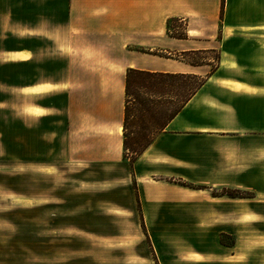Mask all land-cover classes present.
Returning <instances> with one entry per match:
<instances>
[{
	"label": "crops",
	"instance_id": "obj_1",
	"mask_svg": "<svg viewBox=\"0 0 264 264\" xmlns=\"http://www.w3.org/2000/svg\"><path fill=\"white\" fill-rule=\"evenodd\" d=\"M172 19L185 38L169 33ZM211 49L212 73L177 57ZM128 69L206 77L133 169L123 158ZM17 155L122 164L134 195L116 210L148 244L144 221L155 256L148 244L141 259L233 264L236 242L220 237L240 227L225 221L264 220V0H0V158Z\"/></svg>",
	"mask_w": 264,
	"mask_h": 264
},
{
	"label": "rangeland",
	"instance_id": "obj_2",
	"mask_svg": "<svg viewBox=\"0 0 264 264\" xmlns=\"http://www.w3.org/2000/svg\"><path fill=\"white\" fill-rule=\"evenodd\" d=\"M208 58L215 62L213 54ZM22 158H0V264H147L139 221L116 210L134 195L122 164L107 169L70 156L56 165ZM227 223L240 228L229 234L236 248L225 260L264 264V220Z\"/></svg>",
	"mask_w": 264,
	"mask_h": 264
},
{
	"label": "trees",
	"instance_id": "obj_3",
	"mask_svg": "<svg viewBox=\"0 0 264 264\" xmlns=\"http://www.w3.org/2000/svg\"><path fill=\"white\" fill-rule=\"evenodd\" d=\"M222 18L223 8L221 9ZM180 27L185 29V25L179 24L177 19L168 21L169 33L177 38H185V32H178ZM142 52L147 51L143 50ZM211 54L215 57L214 63L208 58V55ZM177 57L194 65H211V73L217 68L220 59L219 52L215 49L182 53ZM205 81L206 77L190 74L153 73L137 69L127 70L123 119V158L129 162L131 169L155 137L181 111ZM132 175H134L133 171ZM181 184L186 186V183ZM133 185L136 189L135 181ZM220 195L231 198L254 197L252 192L230 188L222 189ZM141 225L155 256L143 220H141ZM235 242L233 236L221 234L220 243L222 245L233 247Z\"/></svg>",
	"mask_w": 264,
	"mask_h": 264
}]
</instances>
